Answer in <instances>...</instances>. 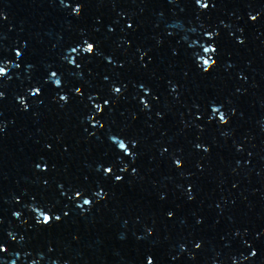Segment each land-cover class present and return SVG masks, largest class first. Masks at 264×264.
<instances>
[{
	"label": "water",
	"instance_id": "95a60500",
	"mask_svg": "<svg viewBox=\"0 0 264 264\" xmlns=\"http://www.w3.org/2000/svg\"><path fill=\"white\" fill-rule=\"evenodd\" d=\"M0 68V264H264V0H0Z\"/></svg>",
	"mask_w": 264,
	"mask_h": 264
},
{
	"label": "snow or ice",
	"instance_id": "6c2138e0",
	"mask_svg": "<svg viewBox=\"0 0 264 264\" xmlns=\"http://www.w3.org/2000/svg\"><path fill=\"white\" fill-rule=\"evenodd\" d=\"M76 11H79V5L77 6ZM252 19L255 20L256 17L253 16ZM73 51H76V49L73 48ZM85 51H87V52H92V51H93V44H89L88 47H87V49H86ZM17 55H19V53H17ZM207 63H208V62L205 61V64H207ZM3 71H4V69H3V68H0V73H3ZM53 75H55V74H53ZM56 84H60L59 79L56 80ZM37 91H39V89H37ZM77 91L79 92L80 89H77ZM115 91H116L117 93H119V92H120V89H119V88H116ZM33 94L35 95L36 93L33 92ZM61 99H66V98H65V97H61ZM105 103H107V101H106ZM220 119H221V120L224 119V115H223V113L220 114ZM125 147H126V146L121 142V143H120V148H125ZM179 163H180V161H177V164H179ZM107 172L111 173V172H112V168H108V169H107ZM116 179L119 180V179H121V177H117ZM80 194H81L80 192H77V193H76L77 196H80ZM89 203H90V201H88V200H84V204H89ZM54 218H55L56 220H59V219H60L59 216L53 217V215H52V216L44 215V216H43V220H42V222H43L44 224H48V223H50ZM148 264H151V259H149Z\"/></svg>",
	"mask_w": 264,
	"mask_h": 264
}]
</instances>
